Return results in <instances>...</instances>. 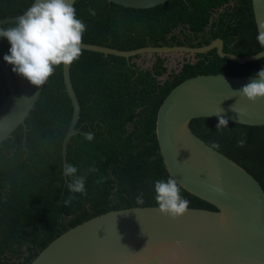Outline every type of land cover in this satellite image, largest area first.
<instances>
[{"label":"trees","instance_id":"trees-1","mask_svg":"<svg viewBox=\"0 0 264 264\" xmlns=\"http://www.w3.org/2000/svg\"><path fill=\"white\" fill-rule=\"evenodd\" d=\"M34 0H0V19L18 17ZM77 15L87 24L83 43L129 51L144 47H200L215 39L226 53L239 57L264 50L257 42L251 0H168L150 9H131L103 0H76ZM90 9L96 15H90ZM14 23L2 24L8 27ZM10 45L0 38V58ZM140 56L121 57L84 51L70 65L72 87L80 105L78 134L67 144L66 163L86 174L87 196L69 193L63 177L61 147L71 120L62 65L48 78L25 119L0 145V264H31L54 239L98 215L135 207H157L153 182L169 174L156 137L159 107L184 80L199 75L254 76L264 57L237 64L221 59L215 50L184 58L165 79L166 57L152 56L151 65ZM4 61V60H3ZM5 63V62H4ZM14 77L12 66L5 63ZM9 91L0 69V108ZM197 118L189 127L197 137L224 154L261 185L264 191V126ZM91 131L93 141L83 139ZM244 140V146L238 142ZM96 169L89 172V167ZM106 178V179H105ZM102 181V182H101ZM182 189V188H181ZM143 192V205L135 203ZM189 208H216L182 189ZM69 195L76 199L65 206Z\"/></svg>","mask_w":264,"mask_h":264},{"label":"water","instance_id":"water-1","mask_svg":"<svg viewBox=\"0 0 264 264\" xmlns=\"http://www.w3.org/2000/svg\"><path fill=\"white\" fill-rule=\"evenodd\" d=\"M75 1L69 0L72 4ZM103 1L125 8L150 9L168 0ZM251 2L259 33L264 31V0ZM16 19H0V25L15 23ZM223 47L221 39L196 48L149 46L129 51L82 44L84 51L126 60L136 56L178 54L193 59L211 50L221 59L237 64L264 57V50L239 57L224 52ZM0 69L9 91L0 108L1 145L19 126L25 134V119L45 83L35 87L19 75L14 77L1 58ZM62 76L72 106L61 147L63 177L66 178L67 144L78 134L75 126L80 105L72 87L70 65H62ZM253 78L223 74L188 78L169 92L157 113L156 137L169 176L175 178L183 190L216 211L189 208L185 215L175 220L162 216L157 207L110 211L61 234L31 264H264V191L261 185L244 168L192 133L189 127L190 121L197 118L218 120L212 115L218 112L230 123L264 126V98L252 103L235 92ZM217 188L222 192L216 191Z\"/></svg>","mask_w":264,"mask_h":264},{"label":"clouds","instance_id":"clouds-1","mask_svg":"<svg viewBox=\"0 0 264 264\" xmlns=\"http://www.w3.org/2000/svg\"><path fill=\"white\" fill-rule=\"evenodd\" d=\"M90 15L95 16V10L90 9ZM86 31V22L78 17L75 5L69 0H34L13 25L0 26V38L6 39L10 45L3 60L12 66L14 73L25 78L32 86L39 87L54 75L56 67L69 66L79 60L83 55ZM256 39L264 48V31L259 32ZM235 92L252 103L264 98V67L254 74L251 82ZM220 113H212L218 117L217 130L228 125V120ZM82 136L88 142L95 138L91 131L83 132ZM244 143V140H240L238 146L243 147ZM210 147L218 149L219 144L213 142ZM88 171L94 172L96 169L90 166ZM78 172V165L65 163L64 175L70 178L67 189L69 193L87 196V175H77ZM153 191L157 211L162 216L175 220L187 213L190 201L182 196L181 185L172 176L155 180ZM216 191L222 192L219 188ZM75 199V195H69L64 201L65 206ZM144 202V193L141 192L136 196L135 203L143 205Z\"/></svg>","mask_w":264,"mask_h":264},{"label":"rangeland","instance_id":"rangeland-1","mask_svg":"<svg viewBox=\"0 0 264 264\" xmlns=\"http://www.w3.org/2000/svg\"><path fill=\"white\" fill-rule=\"evenodd\" d=\"M165 57H166L165 65L167 67V75L172 73L173 70L177 71L180 68L181 63L184 60V58H190V57L179 55V54L178 55H168ZM151 61H152V57L146 56V55L136 60V62L143 67H147L149 64H151Z\"/></svg>","mask_w":264,"mask_h":264}]
</instances>
